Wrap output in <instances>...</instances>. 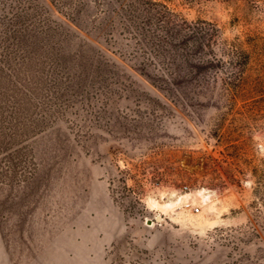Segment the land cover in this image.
<instances>
[{"label":"rangeland","instance_id":"rangeland-1","mask_svg":"<svg viewBox=\"0 0 264 264\" xmlns=\"http://www.w3.org/2000/svg\"><path fill=\"white\" fill-rule=\"evenodd\" d=\"M205 23L251 54L236 91L219 70L190 81L186 58L155 56L174 25ZM10 125L25 131L18 176L31 174L0 180L15 264L93 257L89 225L123 227L104 247L113 264H264V0H0ZM185 194L198 212L149 206ZM40 227L60 245L34 246Z\"/></svg>","mask_w":264,"mask_h":264},{"label":"trees","instance_id":"trees-1","mask_svg":"<svg viewBox=\"0 0 264 264\" xmlns=\"http://www.w3.org/2000/svg\"><path fill=\"white\" fill-rule=\"evenodd\" d=\"M157 41L160 49L155 56H159L160 60H166V55L186 58L188 67L185 69L184 76L190 81H196L207 73L206 76L210 77L211 71L219 70L225 75L223 83L233 91L239 88L244 70L251 61V54L241 44L221 43L219 30L209 23L198 26L190 24L183 28L176 24L170 28L169 34L163 35ZM167 45H170V48L164 51L163 47ZM163 77L165 79H162ZM180 77L181 75L175 69L167 70L160 77H155V84L159 80L171 84ZM10 126L8 131L0 130V151L5 154L0 160V180L24 181L31 174L25 172L19 177L18 172L20 169H25L27 153L20 148L10 150L21 142V136L25 134V131L14 127L16 125ZM7 151L10 152L6 153Z\"/></svg>","mask_w":264,"mask_h":264},{"label":"crops","instance_id":"crops-1","mask_svg":"<svg viewBox=\"0 0 264 264\" xmlns=\"http://www.w3.org/2000/svg\"><path fill=\"white\" fill-rule=\"evenodd\" d=\"M40 227V232L36 235V238L33 241L34 246L40 247V250L47 249L49 245H60V240L58 239H49L45 232H43ZM123 227L121 225H89L88 237L84 242H87L90 245L89 251L93 253V257L89 256L87 259L82 257V260H71L70 264H113L112 259L106 258L104 254L105 245L111 243L114 239H119ZM100 233H102L100 237ZM76 250V248L74 249ZM78 251V249L76 250ZM15 251L4 250L0 245V264H15ZM75 252V251H74ZM2 254H5L1 257ZM76 255L81 254L78 252ZM12 256V257H11ZM78 257V256H77ZM55 264V263H52ZM133 264H170L165 262H159L146 259L135 260Z\"/></svg>","mask_w":264,"mask_h":264},{"label":"bare ground","instance_id":"bare-ground-1","mask_svg":"<svg viewBox=\"0 0 264 264\" xmlns=\"http://www.w3.org/2000/svg\"><path fill=\"white\" fill-rule=\"evenodd\" d=\"M196 194L201 197L202 201H206V198L207 196L205 195V192L203 191H197ZM190 194H185L183 196H180L177 198V200H172V201H169V202H165V203H161V202H158L157 200L155 199H148V202H149V206L152 208V209H157L159 211H167L169 209H174L175 206L178 204V202H181V200L184 198L187 199L188 196Z\"/></svg>","mask_w":264,"mask_h":264},{"label":"built area","instance_id":"built-area-1","mask_svg":"<svg viewBox=\"0 0 264 264\" xmlns=\"http://www.w3.org/2000/svg\"><path fill=\"white\" fill-rule=\"evenodd\" d=\"M184 208L186 209V210H191L192 209V211L193 210H195L196 212H198V207H193V205H192V201H190L189 199H187L186 201H185V203H184ZM158 219H156V221H157Z\"/></svg>","mask_w":264,"mask_h":264}]
</instances>
